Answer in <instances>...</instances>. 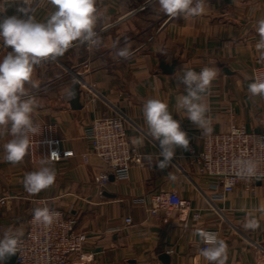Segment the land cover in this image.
I'll list each match as a JSON object with an SVG mask.
<instances>
[{
	"label": "crops",
	"instance_id": "1",
	"mask_svg": "<svg viewBox=\"0 0 264 264\" xmlns=\"http://www.w3.org/2000/svg\"><path fill=\"white\" fill-rule=\"evenodd\" d=\"M144 3L145 11L130 13ZM96 7L100 46L73 42L59 57L61 63L49 58L35 66L36 87L25 85L34 100L35 131L27 133L29 140L40 133L43 122H49L65 139V147L75 152L52 161L56 170L52 186L34 194L25 190L24 177L39 170L43 159H32L28 148L20 163L7 162L3 146L13 136L0 130V194L10 197L0 206V237L8 229L23 233L43 200L75 216L76 229L87 234L83 252L92 258L82 264H164V252L170 264H212L200 255L203 241L198 233L206 229L217 230L218 238L226 241V264H264V180L250 187L241 180L232 191H225L217 176L198 172L194 158L204 135L227 130L233 123L264 133V98L248 92L254 68L264 64V50L256 48L264 0H206L205 11L196 17L168 16L158 0H96ZM54 10L50 0L33 9L26 3L0 0V19L31 15L45 22ZM125 47L131 52L128 59L117 54ZM9 51L10 47L4 49L0 60ZM163 64L174 65L172 72L166 73ZM204 67L217 73L201 97L209 107L208 132L188 120L178 104L187 94L178 77L183 70L200 72ZM76 76L85 80L79 108L70 103ZM90 85L96 95L89 93ZM149 99L165 102L189 138L188 149L177 147L164 169L158 167L163 159L159 141L148 136L143 114ZM115 112L126 115L129 141L141 159L131 167L129 178L111 175L101 188L96 177L107 167L95 155L85 158L89 151L85 132L93 119ZM170 190L186 198L190 209L161 207L153 214L152 196ZM194 209L200 210L199 219L192 217ZM127 217L132 221L126 222ZM252 219L259 228L245 229Z\"/></svg>",
	"mask_w": 264,
	"mask_h": 264
},
{
	"label": "clouds",
	"instance_id": "2",
	"mask_svg": "<svg viewBox=\"0 0 264 264\" xmlns=\"http://www.w3.org/2000/svg\"><path fill=\"white\" fill-rule=\"evenodd\" d=\"M55 10L45 22H38L33 16H17L0 19V43L11 51L0 60V130L8 131L13 139L4 144V159L15 165L26 155L30 145L28 132H34L31 114L34 100L26 91L25 85L33 83L35 66L49 58L61 57L73 45V42L87 43L99 47L101 39L96 26L100 15L96 0H50ZM161 11L171 17L184 15L196 17L205 11L206 0H158ZM259 41L258 50H264V19L257 22ZM118 56L128 59L131 52L127 47L118 50ZM215 68L204 67L200 72L183 70L178 80L185 86L186 95L178 104L186 112L187 119L206 132V115L209 107L201 102L202 94L208 92L216 78ZM248 92L253 96L264 98V79L255 80L248 85ZM143 114L148 127V136L159 141L161 152L158 167L169 166L177 147L185 150L189 138L181 129V124L173 118L168 105L159 99H149L143 106ZM53 152L51 155L55 156ZM242 178L252 177L256 173V164L252 160H237ZM42 167L24 177V188L29 193H39L52 186L56 180V170L52 161L45 158ZM169 179L174 177L169 174ZM56 213L47 208L34 211V219L50 226ZM255 219L245 223V229L259 228ZM198 235L207 245L200 255L212 264H226L228 245L217 234L200 231ZM19 237L8 229L0 237V264L18 252Z\"/></svg>",
	"mask_w": 264,
	"mask_h": 264
},
{
	"label": "built area",
	"instance_id": "3",
	"mask_svg": "<svg viewBox=\"0 0 264 264\" xmlns=\"http://www.w3.org/2000/svg\"><path fill=\"white\" fill-rule=\"evenodd\" d=\"M2 1L26 3L30 9H33L44 0ZM146 7L147 4L144 3L130 13ZM95 30L99 34L100 31ZM87 46L91 47L88 44ZM4 49L6 47L0 43V54ZM52 59L61 63L59 57ZM75 79L80 85L85 83L81 76H76ZM259 79H264V64L254 68V81ZM89 93L92 96L96 95L94 85H90ZM127 120L126 115L121 113H103L93 119L86 129L85 136L89 141V151L85 158L87 159L90 154L95 155L107 167L96 177L101 188L109 181L111 175L117 179L129 178L131 167L141 159L137 147L129 141ZM55 130L52 123L43 122L41 124L40 133L30 138L29 151L32 159L48 158L51 161H61L75 155L72 148L65 147V139ZM53 152L57 154L51 155ZM194 158L198 163V172L217 176L225 191H232L241 180H244L250 187L256 181L264 180V133L233 123L227 130L204 135L202 149L195 154ZM237 160H252L256 164L255 175L242 178L238 167L234 164ZM9 198V195L0 194V206H5ZM38 203L41 209L47 208L56 215L53 223L45 226L34 219L33 213L23 233L13 231L19 237L16 264H82L90 260L92 255L83 252L87 234L76 229L77 218L60 208L46 204L43 200ZM161 207L184 212L190 209V204L176 190H170L152 196L150 211L155 214ZM200 216V210L194 209L192 217L199 219ZM131 221V217L126 218V222ZM205 231L218 236L215 229ZM206 246L203 242L202 248ZM75 256L78 257L77 260L71 263V259Z\"/></svg>",
	"mask_w": 264,
	"mask_h": 264
},
{
	"label": "water",
	"instance_id": "4",
	"mask_svg": "<svg viewBox=\"0 0 264 264\" xmlns=\"http://www.w3.org/2000/svg\"><path fill=\"white\" fill-rule=\"evenodd\" d=\"M174 65H166L163 64L162 68L164 69V71L166 73H170L173 70ZM71 92H72V98H71V106L73 108H79L81 107V103H80V94H81V90H80V83L78 81H76L73 86L71 87ZM16 256L17 253L10 256L9 258H7L4 261V264H16ZM161 259L163 260L164 264H170V256L168 255V253L164 252L161 254Z\"/></svg>",
	"mask_w": 264,
	"mask_h": 264
},
{
	"label": "rangeland",
	"instance_id": "5",
	"mask_svg": "<svg viewBox=\"0 0 264 264\" xmlns=\"http://www.w3.org/2000/svg\"><path fill=\"white\" fill-rule=\"evenodd\" d=\"M147 9V8H146ZM146 9H144L143 11H145ZM162 12V11H161ZM153 19H156V17L155 18H153ZM163 20V18H161V20H159V21H162ZM128 36V35H127ZM126 35L125 36H123V37H121V39L120 40H123V39H125L126 37H127Z\"/></svg>",
	"mask_w": 264,
	"mask_h": 264
}]
</instances>
